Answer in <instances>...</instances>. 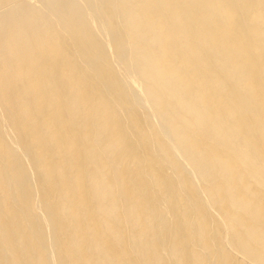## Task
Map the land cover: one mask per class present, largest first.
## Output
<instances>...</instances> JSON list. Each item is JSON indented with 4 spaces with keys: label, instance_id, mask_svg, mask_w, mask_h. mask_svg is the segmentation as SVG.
I'll list each match as a JSON object with an SVG mask.
<instances>
[{
    "label": "bare ground",
    "instance_id": "6f19581e",
    "mask_svg": "<svg viewBox=\"0 0 264 264\" xmlns=\"http://www.w3.org/2000/svg\"><path fill=\"white\" fill-rule=\"evenodd\" d=\"M0 264H264V0H0Z\"/></svg>",
    "mask_w": 264,
    "mask_h": 264
}]
</instances>
